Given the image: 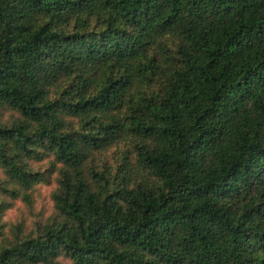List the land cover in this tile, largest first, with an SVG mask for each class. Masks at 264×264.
<instances>
[{
	"label": "trees",
	"instance_id": "obj_1",
	"mask_svg": "<svg viewBox=\"0 0 264 264\" xmlns=\"http://www.w3.org/2000/svg\"><path fill=\"white\" fill-rule=\"evenodd\" d=\"M0 264H264V0H0Z\"/></svg>",
	"mask_w": 264,
	"mask_h": 264
},
{
	"label": "rangeland",
	"instance_id": "obj_2",
	"mask_svg": "<svg viewBox=\"0 0 264 264\" xmlns=\"http://www.w3.org/2000/svg\"><path fill=\"white\" fill-rule=\"evenodd\" d=\"M48 190L41 189L38 192V197H36V203L34 201V205L31 208L26 207L20 202L15 203L13 209L6 212L4 218H1L2 223L10 224L12 222H17L18 220L24 219L25 217H29L30 219H35L40 216L41 213L47 211L50 206V202L48 200Z\"/></svg>",
	"mask_w": 264,
	"mask_h": 264
}]
</instances>
